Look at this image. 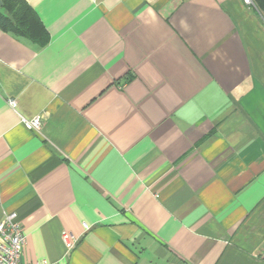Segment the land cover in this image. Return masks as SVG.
<instances>
[{
  "label": "crops",
  "instance_id": "crops-1",
  "mask_svg": "<svg viewBox=\"0 0 264 264\" xmlns=\"http://www.w3.org/2000/svg\"><path fill=\"white\" fill-rule=\"evenodd\" d=\"M26 1L48 43L0 29V221L18 214L22 261L264 264L254 4Z\"/></svg>",
  "mask_w": 264,
  "mask_h": 264
},
{
  "label": "built area",
  "instance_id": "built-area-1",
  "mask_svg": "<svg viewBox=\"0 0 264 264\" xmlns=\"http://www.w3.org/2000/svg\"><path fill=\"white\" fill-rule=\"evenodd\" d=\"M247 5H253L252 0H243ZM8 105L11 109H17V102L9 100ZM22 124L34 133H40L43 127L41 116L33 118L21 117ZM88 228V225H84ZM63 241L65 245L72 249L75 247L77 240L69 233L63 234ZM26 246V236L24 234L22 225L17 213H5L3 219L0 221V264H28L22 261L24 250ZM39 264H52L44 260Z\"/></svg>",
  "mask_w": 264,
  "mask_h": 264
},
{
  "label": "trees",
  "instance_id": "trees-1",
  "mask_svg": "<svg viewBox=\"0 0 264 264\" xmlns=\"http://www.w3.org/2000/svg\"><path fill=\"white\" fill-rule=\"evenodd\" d=\"M264 18V0H252ZM0 29L27 38L40 47L49 41V35L26 0H1Z\"/></svg>",
  "mask_w": 264,
  "mask_h": 264
},
{
  "label": "water",
  "instance_id": "water-1",
  "mask_svg": "<svg viewBox=\"0 0 264 264\" xmlns=\"http://www.w3.org/2000/svg\"><path fill=\"white\" fill-rule=\"evenodd\" d=\"M3 5H2V2H1V0H0V7H2Z\"/></svg>",
  "mask_w": 264,
  "mask_h": 264
}]
</instances>
